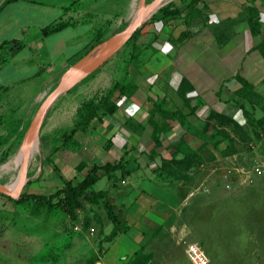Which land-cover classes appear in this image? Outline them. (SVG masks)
Masks as SVG:
<instances>
[{
  "label": "rangeland",
  "instance_id": "rangeland-1",
  "mask_svg": "<svg viewBox=\"0 0 264 264\" xmlns=\"http://www.w3.org/2000/svg\"><path fill=\"white\" fill-rule=\"evenodd\" d=\"M154 1L145 0V3ZM180 1L168 0L158 11ZM65 2L67 9L79 20L91 19L93 22L86 21L87 24L75 30L82 35L80 43L69 45L65 54L58 55L60 59L50 55L55 56L53 63L57 68L66 62L63 58H68L71 52L84 45L88 39L87 32L98 31L101 38L107 39L124 29L137 16L141 6V0ZM21 6L22 3H18L12 8L20 15ZM70 31L73 30L54 35L49 43L54 39L69 38ZM122 49L125 54L130 51L131 55L136 52V45L131 42ZM13 67L10 63L3 65V78L20 81L24 72L15 74ZM117 70L115 64L96 70L73 86L71 94L67 96L65 92L55 100L51 116L37 136L40 152L31 163L28 162L27 182L21 195L27 191L49 194L64 184V176L80 179L76 165L83 159L84 151H88L83 145L88 142L89 135L85 139L80 138L83 144L78 141V146L65 149L61 133L72 127L79 104L106 93L119 74ZM42 88L41 78L27 86L17 85L12 92V100H9L10 106L14 104L15 107L0 102V184L7 185L9 177L3 174V166L22 148L36 114L31 115V109ZM50 92L44 95L43 100ZM169 92H174L171 87ZM240 101L251 113L245 114L240 102H230L236 121L214 118L199 124V127L194 125L193 134L186 142L200 153L201 159L191 168L193 173L188 171L194 181L187 188L191 199L180 206L179 215L164 222L150 216L128 219L124 206L115 201L118 199L111 203L104 197L98 203L85 201L73 216L62 206L43 207L28 201L20 202L21 195L13 197L0 192V210L11 211L7 214L8 219L0 220V237L5 240L0 244L3 251H0V264H94L100 257L105 264H192L186 252L191 243L200 244L216 264H237L232 252L246 256L240 251L245 240L252 243L259 240L264 248V164L262 170L257 171L263 161L259 156V144L264 124L253 117L264 114V92L250 88ZM225 108L223 111H228ZM163 137L165 143H169L164 133ZM146 142L143 143L146 149L155 144L153 140ZM160 148L168 151L166 146ZM228 182L233 183L234 190L227 191ZM107 183L108 178L105 177L93 188H104ZM143 186L149 188L150 183L145 181ZM108 203L112 204L114 217L109 213ZM255 212L259 213L258 222L253 220L251 223L252 216L249 215ZM10 233L11 238L8 236ZM254 245L251 247L255 249ZM244 263L242 259L238 264ZM253 264H264V257L259 256Z\"/></svg>",
  "mask_w": 264,
  "mask_h": 264
},
{
  "label": "crops",
  "instance_id": "crops-1",
  "mask_svg": "<svg viewBox=\"0 0 264 264\" xmlns=\"http://www.w3.org/2000/svg\"><path fill=\"white\" fill-rule=\"evenodd\" d=\"M18 3H22L20 15L12 8ZM66 5L65 0L0 1L1 104L6 102L8 107L14 108L15 105L10 106L9 103L14 88L17 85L27 86L41 78L44 88L40 89L31 109V115L36 113L44 95L58 85L64 73L92 50L94 44H99L98 31L87 32L88 39L83 42L84 45L71 52L68 58H63L66 62L57 68L53 63L54 57L60 59L58 55L65 54L69 45L80 43L82 35L75 30L87 24L86 21L93 22L91 19L79 20ZM171 8L179 13L165 16L156 11L155 18L153 15L140 27L135 41L137 52L133 59L130 51L123 53V46L97 69H107L114 64L118 67L119 74L107 91L119 82L134 85L135 90L132 93L117 90L112 97L117 104L114 114L103 115V119L95 118L88 129L77 131L71 142L67 143L64 137L62 143L65 149L76 147L78 141L82 143L81 139L89 135L88 142L83 145L88 151L83 152L80 161H85L88 166L82 171L78 170L80 179L77 176L65 178L62 174L64 180L73 179L74 183L84 178L93 163L123 160L129 172L123 174L122 170H117L112 179L104 176L100 179L108 178L104 188L91 190L106 191L105 198H109L111 203L118 199L115 201L124 206L128 219L150 216L164 222L179 215L180 206L191 199L187 188L194 181L168 175L161 168L163 158H171L174 146L183 139L188 141L194 125L208 121L212 111L222 112L225 106L228 111L224 112L235 114L230 102H240L245 83L264 92V0H181ZM61 23L66 25L56 31L45 32L46 28ZM69 29L73 30L69 38H58L49 43L54 35ZM166 45L171 46L169 51L163 50ZM6 63L14 65L15 74L24 72L20 81L3 78L1 72ZM183 80L184 91H181L179 85ZM169 87L173 93L169 92ZM70 92H66L67 96ZM52 106L41 130L51 116ZM81 106L79 104L76 109L72 127L66 133H61L62 136L70 132L79 120ZM151 114L152 120L142 126ZM155 123L163 129L165 139L170 141H164L162 146H166L168 151L159 148V154L154 157L151 152L154 145L146 149L143 143L154 141ZM97 147L101 150H96ZM111 158L113 160H109ZM145 181L150 183L149 188L143 186ZM8 212L11 211L0 210V220L8 219ZM249 216H252L251 223L253 220L258 222L259 213ZM11 235L8 236L11 238ZM3 241L0 237V244ZM251 243L248 239L242 243L244 248L240 251L246 256L232 252L235 262L243 259L244 264H253L259 256L264 257L262 243L259 240ZM253 244L255 249L251 247Z\"/></svg>",
  "mask_w": 264,
  "mask_h": 264
},
{
  "label": "trees",
  "instance_id": "trees-1",
  "mask_svg": "<svg viewBox=\"0 0 264 264\" xmlns=\"http://www.w3.org/2000/svg\"><path fill=\"white\" fill-rule=\"evenodd\" d=\"M8 1H13V0H8ZM158 12L164 13L165 16L179 13L177 9H173L170 6L160 9ZM65 25L66 23L65 24L61 23L53 27H48L45 29V32L49 33L56 31ZM139 30L140 28L136 31V33L124 46L128 45L131 42L134 45L136 44L135 41L138 36ZM97 38H98V43L105 40V38H101L100 36ZM95 45L96 44L93 45L92 49L95 47ZM136 52H137V46H136ZM136 52L131 54V59L135 57ZM248 86H249L248 83H245L244 88L241 92L242 99L246 95L247 90L253 88ZM182 88H184V80L179 85V90L184 91V89ZM117 90H120V92L122 93H132L135 90V86L131 84H125L119 82L115 84L113 88H111L109 91H107L100 97L98 95H95L92 98L85 101L79 109V117H80L79 120L77 121L73 129L70 132H68L66 135H64L67 143L73 140L74 135L76 134L77 131L87 129L95 118L98 117L103 119L105 115L114 114L116 112L117 104L116 102L113 101L112 97L115 94V92H117ZM240 104H241L240 105L241 108L244 109L245 114L251 113L250 110L245 107L244 102L240 101ZM253 117L256 119V121L264 124V114L261 117H255V116ZM214 118L221 119L222 121H236L233 114H229L224 111L222 112L212 111L211 116L208 119V122ZM151 120H152V114L148 117L146 121H144L145 123H142V126L146 125ZM154 125H155L154 126L155 144L151 152L155 157L159 154L158 149L162 147L164 144V139H163L164 132L163 129L157 123H155ZM174 147L175 150L171 158H163L161 168L165 169V171H167V174L174 178L193 180V176L192 175L189 176L188 171L190 172V169L194 167L197 162H199V160L201 159L200 153L197 152L192 147H190L185 139L179 141L177 146ZM180 153H183V156H180ZM87 166L88 164L85 161H82L78 164L77 169L79 171H82ZM117 170H122L123 174L129 172V170H126L123 160L117 162L107 161L105 163H93L89 167L84 178L78 183H74L73 179H67V180L65 179L64 185L58 188V190H56L55 192H52L51 194H37V193L24 192L20 197V202L28 201L32 203H37L39 204V206H43V207L62 206L66 208L68 213L74 216L76 214V210L82 208L85 205V201L91 203H98L100 199H103L104 197L107 196V193L104 190L95 191L91 189L104 176H108L110 179H112L114 177V173ZM108 206L110 207L108 208L109 213L111 214L112 217H114L115 215L111 207L112 204L108 203Z\"/></svg>",
  "mask_w": 264,
  "mask_h": 264
},
{
  "label": "water",
  "instance_id": "water-1",
  "mask_svg": "<svg viewBox=\"0 0 264 264\" xmlns=\"http://www.w3.org/2000/svg\"><path fill=\"white\" fill-rule=\"evenodd\" d=\"M162 0H155L151 4H146L145 0H141V6L138 14L132 21L122 30L116 31L106 40L96 45L78 62L74 63L62 76L56 88L50 92L43 100L41 106L32 119L30 126L26 132L22 148L28 149L37 139L41 131L44 118L55 100L63 93L69 91L73 86L82 81L88 75L100 68L107 62L116 52H118L136 33V31L161 7L159 3ZM28 161L23 164L22 181L17 191H12L7 185L0 184V192L6 193L13 197H19L27 182Z\"/></svg>",
  "mask_w": 264,
  "mask_h": 264
},
{
  "label": "bare ground",
  "instance_id": "bare-ground-1",
  "mask_svg": "<svg viewBox=\"0 0 264 264\" xmlns=\"http://www.w3.org/2000/svg\"><path fill=\"white\" fill-rule=\"evenodd\" d=\"M168 0H162L159 5ZM40 152V142L36 139L28 149L21 148L8 163L3 166V174L9 177L7 186L12 191H17L21 185L23 164L27 160L29 163L37 157ZM34 163V162H33ZM29 169V168H28Z\"/></svg>",
  "mask_w": 264,
  "mask_h": 264
},
{
  "label": "built area",
  "instance_id": "built-area-1",
  "mask_svg": "<svg viewBox=\"0 0 264 264\" xmlns=\"http://www.w3.org/2000/svg\"><path fill=\"white\" fill-rule=\"evenodd\" d=\"M259 147L261 149V152H259V156L263 158V161H261L260 165L257 167V171H261L262 165L264 164V129L261 132V140ZM228 189H233L234 185L233 183H227L226 184ZM78 228V227H77ZM187 255L191 261L192 264H216L212 257L208 254V252L197 243H191L187 246L186 249ZM94 264H105L102 260V257L98 258Z\"/></svg>",
  "mask_w": 264,
  "mask_h": 264
},
{
  "label": "clouds",
  "instance_id": "clouds-1",
  "mask_svg": "<svg viewBox=\"0 0 264 264\" xmlns=\"http://www.w3.org/2000/svg\"><path fill=\"white\" fill-rule=\"evenodd\" d=\"M170 48H171V46L170 45H166L165 46V48L163 49L164 51H169L170 50Z\"/></svg>",
  "mask_w": 264,
  "mask_h": 264
}]
</instances>
